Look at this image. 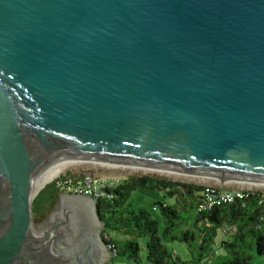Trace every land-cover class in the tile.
<instances>
[{
    "label": "water",
    "instance_id": "obj_1",
    "mask_svg": "<svg viewBox=\"0 0 264 264\" xmlns=\"http://www.w3.org/2000/svg\"><path fill=\"white\" fill-rule=\"evenodd\" d=\"M83 159L264 185V0H0V264L114 256L89 195L32 222Z\"/></svg>",
    "mask_w": 264,
    "mask_h": 264
},
{
    "label": "trees",
    "instance_id": "obj_2",
    "mask_svg": "<svg viewBox=\"0 0 264 264\" xmlns=\"http://www.w3.org/2000/svg\"><path fill=\"white\" fill-rule=\"evenodd\" d=\"M72 176L70 173H66ZM76 178L77 176H72ZM164 191L174 199L160 203L164 228L160 235L159 221L146 208L129 202L137 189ZM205 186L181 182L154 173H134L103 190L97 202L103 224L102 236L115 245V255H127L141 262V243L145 238L147 264H250L251 251L264 255V203L259 204L260 191H248L242 198L222 203L206 211H198ZM61 193L56 180L37 194L33 216L44 217ZM156 210V207L153 208ZM116 231L131 237L121 247L110 235ZM108 236L110 239H105ZM185 243L191 258L182 260L169 251L163 241ZM219 249L223 260H218Z\"/></svg>",
    "mask_w": 264,
    "mask_h": 264
},
{
    "label": "rangeland",
    "instance_id": "obj_3",
    "mask_svg": "<svg viewBox=\"0 0 264 264\" xmlns=\"http://www.w3.org/2000/svg\"><path fill=\"white\" fill-rule=\"evenodd\" d=\"M70 173L72 176H81V175H88L90 174L94 178H98L101 180H110V183H115V180L117 179H123L131 174L134 173H154L159 174L162 176H166L173 180H178L181 182H187V183H193L203 186L213 185L217 187H223V188H242V189H256V190H264V187H255L251 186L249 184H243L238 182H224L222 180H214V179H198V178H185L182 176H175L170 174H162L157 172H146L141 170H134L130 168H124V167H110L109 165H102L97 163H91V162H74L64 168V170L61 172L59 176H62L63 174ZM71 176V177H72ZM57 178V177H56ZM52 182V181H51ZM43 189V188H42ZM41 189V190H42ZM40 190V191H41ZM39 191V192H40ZM38 192V193H39ZM37 197V195L34 197V199ZM34 199L31 202V207L33 206ZM129 202L140 205L147 210H149L153 216L159 221V228H160V235L164 228V220L160 212V203H170L172 204L174 202V199L167 196L164 191L159 190H148V189H137L132 192ZM156 207V210L153 208ZM48 213L50 212L51 208L48 209ZM47 213V215H48ZM47 215L44 217L33 216L32 214V222H36L39 220L44 219ZM111 237L116 242L118 247H121L126 241L132 240L131 237L125 236L124 234L116 231L110 232ZM141 243V252H140V258L141 262H135L134 260L130 259L127 255H117L113 256L111 259L107 260L105 264H147L146 261V247H145V238H141L138 240ZM164 245L169 251L175 252L178 254L182 260H187L191 258V254L189 252V249L185 243H182L178 240L175 241H163ZM252 259L250 261V264H264V255H259L256 250L251 251ZM223 252L219 249V255L218 260H223Z\"/></svg>",
    "mask_w": 264,
    "mask_h": 264
},
{
    "label": "built area",
    "instance_id": "obj_4",
    "mask_svg": "<svg viewBox=\"0 0 264 264\" xmlns=\"http://www.w3.org/2000/svg\"><path fill=\"white\" fill-rule=\"evenodd\" d=\"M54 180H56V187L60 192L80 193L89 195L95 201L101 198L104 195L103 190L111 185L110 180H101L98 178L96 179L90 174H84L76 178L63 174L62 176H58ZM117 181H119V179L115 180V183ZM248 191H260L261 194L259 198V204L263 205L264 190H256L252 189V187L250 189H231L208 185L205 187L202 193L203 198L200 204L198 205V211H206L222 203L233 202L236 198H242L243 196H245ZM105 239L109 240L110 238L108 236H105ZM109 246V248L113 251V254L115 255V245L109 243Z\"/></svg>",
    "mask_w": 264,
    "mask_h": 264
},
{
    "label": "bare ground",
    "instance_id": "obj_5",
    "mask_svg": "<svg viewBox=\"0 0 264 264\" xmlns=\"http://www.w3.org/2000/svg\"><path fill=\"white\" fill-rule=\"evenodd\" d=\"M74 162H91V163H97V164H102V165H109L110 167H124V168H130V169H134V170H141V171H146V172H159V173H162V174H170V175H175V176H182V177H185V178H198V179H212V178H208V177H202V176H194V175H188V174H183V173H175V172H160L156 169H148L146 167H143L141 165H137V164H128V163H122V162H113V161H106V160H91V159H83V160H73V161H70L68 165L74 163ZM64 170V169H63ZM62 170V171H63ZM61 171V172H62ZM61 172H59L54 178L53 180L58 177ZM52 180V181H53ZM216 180V179H214ZM218 180V179H217ZM224 182H232V181H225V180H222ZM239 183V182H238ZM243 184H247V183H243ZM251 186H255V187H264V185H255V184H249Z\"/></svg>",
    "mask_w": 264,
    "mask_h": 264
},
{
    "label": "flooded vegetation",
    "instance_id": "obj_6",
    "mask_svg": "<svg viewBox=\"0 0 264 264\" xmlns=\"http://www.w3.org/2000/svg\"><path fill=\"white\" fill-rule=\"evenodd\" d=\"M48 215H49V213H48ZM47 217H45L44 221L46 220ZM56 241H59L58 238H56ZM56 256H57V258H59L61 260H64L65 259L64 253L62 251L61 252H58V254Z\"/></svg>",
    "mask_w": 264,
    "mask_h": 264
}]
</instances>
